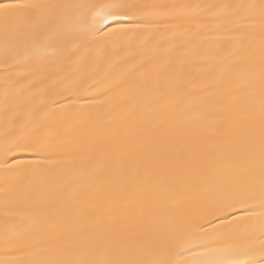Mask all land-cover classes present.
<instances>
[{
  "label": "snow or ice",
  "instance_id": "snow-or-ice-1",
  "mask_svg": "<svg viewBox=\"0 0 264 264\" xmlns=\"http://www.w3.org/2000/svg\"><path fill=\"white\" fill-rule=\"evenodd\" d=\"M0 129V264H264V0H0Z\"/></svg>",
  "mask_w": 264,
  "mask_h": 264
},
{
  "label": "bare ground",
  "instance_id": "bare-ground-1",
  "mask_svg": "<svg viewBox=\"0 0 264 264\" xmlns=\"http://www.w3.org/2000/svg\"><path fill=\"white\" fill-rule=\"evenodd\" d=\"M180 2H187L193 4H214V3H238L240 0H180ZM2 131V129H0ZM22 159L31 158L27 155L21 156ZM238 214V213H237Z\"/></svg>",
  "mask_w": 264,
  "mask_h": 264
}]
</instances>
